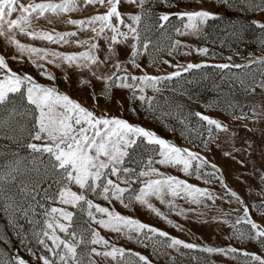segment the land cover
Returning a JSON list of instances; mask_svg holds the SVG:
<instances>
[{
	"label": "snow or ice",
	"instance_id": "snow-or-ice-1",
	"mask_svg": "<svg viewBox=\"0 0 264 264\" xmlns=\"http://www.w3.org/2000/svg\"><path fill=\"white\" fill-rule=\"evenodd\" d=\"M207 3L0 0V264H179L182 250L264 264V0H211L237 13L234 19ZM209 21L225 22L212 43L231 51L220 56L227 62L182 63L194 53L216 57L177 38H207ZM253 26L255 41L245 36ZM253 42L260 54L242 55L240 46ZM208 68L218 70L208 86L215 96L202 102L181 81ZM126 114H143L190 147ZM193 178L206 186L190 183ZM137 205L179 232L190 229L169 218L173 213L187 222L227 225L230 243L188 242L119 210ZM122 238L150 248L152 259L119 246ZM232 241L254 242L261 251Z\"/></svg>",
	"mask_w": 264,
	"mask_h": 264
},
{
	"label": "rangeland",
	"instance_id": "rangeland-1",
	"mask_svg": "<svg viewBox=\"0 0 264 264\" xmlns=\"http://www.w3.org/2000/svg\"><path fill=\"white\" fill-rule=\"evenodd\" d=\"M25 2H27V0H25ZM205 7H208L210 10H213V11L221 12L223 15L228 16L233 19L236 18L238 15L237 13L225 12L223 8L214 7L213 4L211 3V0H209V3H207ZM173 11H176V9H173ZM91 14L92 13H83V14L73 13L71 15L73 16V18H79L80 15H91ZM247 19H261V17L259 15H254V16L250 15L247 17ZM41 24L47 28L52 27L51 25H46L43 21H41ZM224 24H225L224 21H209V26L205 29V31L209 33V36L207 38L198 39L196 37H177L178 39L186 41L187 43L191 45H196L200 47L206 46L210 49V52L216 53V57H213V58L205 57V56H198V55H195L194 53L191 56L181 57L180 58L181 62L186 63L190 61L193 63H199L205 60H207L209 64L227 62L226 60H221L220 56L221 55L223 56L231 55L232 54L231 51L227 47H221L218 41L215 44L212 43V40L217 39L218 34L221 32V29L223 28ZM56 28L58 31L75 30V28L72 26H68L66 28L63 25H56ZM258 33H259V30L256 29L255 26H253L249 31L245 33V36L247 37V39L255 41V37L258 35ZM22 40L23 42L35 43L37 46L57 47L55 45H47L46 42H41V41L32 42V41H28L26 38H22ZM60 50L74 51L77 49L74 46L73 47L64 46V48ZM239 50L241 51L242 55H247L248 52H252L256 55L260 54L257 50V45L255 42L250 43V44L241 45ZM233 59L236 60V62L238 63H243V61H241L238 57L234 56ZM11 66L14 69L18 67L17 64H12ZM27 70L32 71L30 67H28ZM168 71H171V69H168ZM217 71L218 70L208 68V69H201L195 73H186L184 76V80L181 81V84H183V86L186 87L193 94L195 98L199 99L202 102H207L209 99L215 96V93L208 90V86L211 85V81L213 79L218 78L216 75H212L213 73H217ZM203 72H207L210 74L208 80H201L200 73H203ZM33 75H35V72H33ZM186 80H194V82L192 84H187L185 83ZM41 82L45 83L46 81L41 80ZM60 87L63 89L66 87V85L61 84ZM72 95L77 96L79 94L76 92H73ZM192 107L194 110L203 111V108L200 105L193 104ZM113 112L115 113V106H113ZM206 114L215 115L214 112L206 113ZM126 118H128L131 122L140 123L146 128H151L157 131L159 135H161L162 137L166 139L173 141L174 143H176L177 145L181 147H190V145L185 143V141L181 139L178 135L168 133L167 130L162 126V124L158 122H154V121H149L143 116V114H141L140 116H133L131 114H126ZM193 150L195 151L197 149H193ZM209 158L210 159L213 158V155L209 154ZM215 159L217 163H220L222 167H225L224 162L219 158L218 155L215 156ZM168 171L176 175H181V178H185L182 176V174L178 172H174V170L172 169H168ZM226 171H227V168H226ZM229 181L232 184V186L236 187L237 190L240 191L241 195L245 196L246 202L251 204L252 201L248 200L243 188L237 185L232 177H229ZM189 182L193 184H198L201 187L206 186L201 181H197L194 178L190 179ZM216 187H217V190L219 191L218 185ZM153 202L156 204L157 207L161 208L162 211H166V208L164 205H160L159 202L155 200ZM176 202L178 204H183V201L179 199ZM223 207L225 211H227L229 206L223 205ZM232 207H236V205L233 204ZM119 210L123 211L125 214L133 215L145 223L152 224L158 228L168 231L170 232L171 235L178 236L180 239L186 240L188 242H195L197 244L207 243V244H211L216 247H225L227 246L228 243H230L229 241H226L224 239V236L227 235L228 232L230 231L227 225H217L215 222L210 223V224H200L198 222L196 223L187 222V221H184L182 217H177L173 213L169 218L173 219L174 221L178 223H184L185 228L190 229V231L179 232L176 229L172 228L170 225H168L166 221L159 219L154 214L148 212L146 209L141 208L139 205L136 206L135 211L129 212L128 210H123V209H119ZM252 216L254 219L258 220V214H256L255 212H252ZM2 223L3 222L0 221V224ZM101 234L104 235L106 238L112 235L104 231H102ZM231 243L233 244V246L238 247V248H243L244 250H247V251L258 252V253L261 251L259 248V245L255 244L254 242H245L242 245L237 244L235 241H232ZM118 244L119 246H123L133 251L140 252L148 256L149 259H152L150 248L148 249L143 248L135 244L134 242L124 240L123 238L118 242ZM182 251H184L186 255L182 257H178L179 264H204V261L206 260L209 262L214 261L215 264H242V259L232 260L227 256L209 255L207 253H202L197 250H182ZM21 254L25 255V258H27L26 254H24L23 252ZM194 257H198L199 261H197L196 259H193ZM153 264H157V262L153 260ZM159 264H164V261H160Z\"/></svg>",
	"mask_w": 264,
	"mask_h": 264
}]
</instances>
